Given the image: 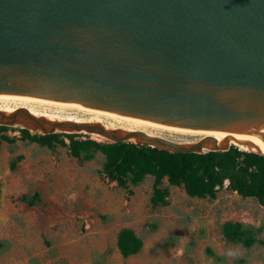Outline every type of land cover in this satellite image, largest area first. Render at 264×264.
<instances>
[{
	"label": "water",
	"instance_id": "water-1",
	"mask_svg": "<svg viewBox=\"0 0 264 264\" xmlns=\"http://www.w3.org/2000/svg\"><path fill=\"white\" fill-rule=\"evenodd\" d=\"M0 93L264 137V0H0ZM15 122L185 153L232 145L0 110Z\"/></svg>",
	"mask_w": 264,
	"mask_h": 264
},
{
	"label": "rangeland",
	"instance_id": "rangeland-1",
	"mask_svg": "<svg viewBox=\"0 0 264 264\" xmlns=\"http://www.w3.org/2000/svg\"><path fill=\"white\" fill-rule=\"evenodd\" d=\"M38 117L45 122L63 120ZM114 124L113 128L123 129ZM1 125L7 127L0 128V241L6 243L0 249V264H264V245L227 242L221 230V221L239 216L264 227V206L256 197L233 190L229 181L210 198L191 196L183 184H171L164 177L161 186L169 188L168 202L153 206L154 175L138 185L121 186L103 172V152L97 151L90 160L72 153L71 135L110 142L105 136L58 127L56 132L66 144L49 147L24 137L21 123ZM28 129L41 132L38 127ZM202 137L181 134L173 140L193 142ZM127 141L137 142L135 138ZM14 161L16 168L12 167ZM36 190L61 209L48 214L45 228L39 224V208H26L18 199L22 193ZM125 226L134 228L143 239L141 250L127 257L117 244L118 233Z\"/></svg>",
	"mask_w": 264,
	"mask_h": 264
},
{
	"label": "trees",
	"instance_id": "trees-1",
	"mask_svg": "<svg viewBox=\"0 0 264 264\" xmlns=\"http://www.w3.org/2000/svg\"><path fill=\"white\" fill-rule=\"evenodd\" d=\"M1 125L0 128H6ZM23 136L30 141L55 147L58 143L66 144L58 132L44 134L31 133L28 128H21ZM9 139L8 135H3ZM72 153L82 160L95 157L97 151L106 155L103 172L121 186L138 185L149 175H154V187L151 195L153 206L168 202L169 188L162 187L164 177L171 184H183L191 196H217V190L229 180V187L243 196H254L264 206V154L245 150L238 145H231L228 150H206L204 152L170 151L158 146L132 141L100 142L95 139H76L71 135ZM1 145V140H0ZM17 167V161L12 163ZM18 199L26 208H39L40 227L48 224V214L61 212L52 200L46 199L41 190L34 193L24 192ZM221 230L231 243H240L246 247L255 244L264 245L263 225H256L247 216L232 217L221 221ZM118 247L123 256L139 252L143 246L142 237L134 228L125 226L120 229L117 238ZM6 243L0 241V249ZM217 258L218 255L213 254Z\"/></svg>",
	"mask_w": 264,
	"mask_h": 264
},
{
	"label": "bare ground",
	"instance_id": "bare-ground-1",
	"mask_svg": "<svg viewBox=\"0 0 264 264\" xmlns=\"http://www.w3.org/2000/svg\"><path fill=\"white\" fill-rule=\"evenodd\" d=\"M0 110L12 112L17 106L26 107L31 113L38 116L48 118H57L70 120L73 122H100L109 128L116 127L114 122L119 124V127L125 130H143L151 135H158L176 139L181 134L193 135H212L220 142L228 141L230 144H237L243 149L261 148L264 152V137L255 133L230 132L213 129H197L184 128L170 124L151 121L135 116L125 115L108 110L97 109L82 103L54 100L22 94L0 93ZM37 105H47L50 108H56L57 111L67 114H56L50 111L39 110ZM41 107V106H39ZM48 107V108H49ZM71 111H78L88 115L84 117L79 114H73ZM113 120V122H112ZM248 142V143H247ZM226 181H229L228 179Z\"/></svg>",
	"mask_w": 264,
	"mask_h": 264
}]
</instances>
